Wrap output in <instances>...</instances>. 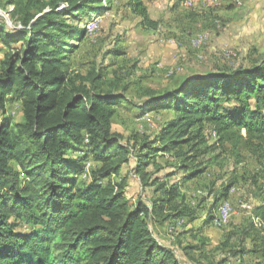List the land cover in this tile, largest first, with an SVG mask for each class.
Here are the masks:
<instances>
[{
	"label": "trees",
	"instance_id": "16d2710c",
	"mask_svg": "<svg viewBox=\"0 0 264 264\" xmlns=\"http://www.w3.org/2000/svg\"><path fill=\"white\" fill-rule=\"evenodd\" d=\"M99 1L7 0L19 25L8 27L0 17V264H181L150 223L191 219L194 212L179 184L168 185L147 170L158 168L154 156L170 154L174 167L191 179L205 171L203 157L230 144L253 154L264 171L263 58L249 68L179 79L168 90H140L143 99L133 106L141 114L169 108L172 115L134 156V172L157 196L148 205L130 206L126 179L113 178L133 150L112 129L116 105L127 99L115 85L103 87L101 70H72L67 57L74 45L65 38L85 29L62 18L98 11ZM144 1L124 3L142 24L156 27ZM12 100L21 109L18 121L7 111ZM208 132L215 135L212 143ZM87 160L88 179L79 181L75 175ZM228 189L210 204V219ZM18 221L32 231L17 232ZM239 235L238 250L230 247V234L223 241L227 252H249L256 258L252 264H264V201L253 207ZM188 248L185 255L193 260Z\"/></svg>",
	"mask_w": 264,
	"mask_h": 264
},
{
	"label": "rangeland",
	"instance_id": "374dc122",
	"mask_svg": "<svg viewBox=\"0 0 264 264\" xmlns=\"http://www.w3.org/2000/svg\"><path fill=\"white\" fill-rule=\"evenodd\" d=\"M183 1L145 0L151 19L157 21L156 27L142 24L125 0H101L94 4L102 8L98 11H81L80 18L61 17L85 29L81 36L65 38L74 45L67 47L71 69L82 73L101 70L103 87L110 89L115 85L116 93L127 99L116 105L112 129L133 150L129 161L113 178L126 179L125 193L131 207L138 201L148 205L149 199L157 196L153 186L144 187L134 172V156L140 143L146 137L152 139L163 121L172 115L169 108L141 114L133 106L143 99L140 90H168L180 83L179 79L249 68L264 58V0H195L197 5L187 6ZM6 2L0 0V17L8 27H16L19 20L12 11L14 6ZM4 51L0 43V57ZM7 111L14 120H20L22 113L17 101H9ZM207 134L209 142H214V133L212 138ZM153 159L158 168L150 165L147 170L168 185L179 184L185 202L194 212L191 219L176 217L164 225L151 222L158 241L170 247L181 264H218L222 259V264H252L254 255H232L222 243L230 234V247L238 250L241 227L252 217L253 207L264 201V171L253 154L245 148L233 150L226 144L203 157L205 171L191 179H186L187 172L174 167L175 158L170 154ZM90 164V160L82 164V171L75 175L79 181L88 179ZM227 185V197L219 200L210 219V204ZM223 202L229 203L230 209L216 220ZM254 222L259 227V221ZM14 229L21 233L32 231L19 221ZM195 245L202 248H193ZM244 245L247 250L251 248L249 238ZM187 246L193 260L185 255L183 247Z\"/></svg>",
	"mask_w": 264,
	"mask_h": 264
},
{
	"label": "bare ground",
	"instance_id": "6f19581e",
	"mask_svg": "<svg viewBox=\"0 0 264 264\" xmlns=\"http://www.w3.org/2000/svg\"><path fill=\"white\" fill-rule=\"evenodd\" d=\"M205 35V34H204ZM229 203L227 202H223V204H221V207L218 210V215L216 216V220L220 219V216L224 215V212H226L227 210H229ZM217 212V211H216ZM217 214V213H216ZM214 219V218H213ZM220 225V224H219Z\"/></svg>",
	"mask_w": 264,
	"mask_h": 264
},
{
	"label": "built area",
	"instance_id": "2783aa9c",
	"mask_svg": "<svg viewBox=\"0 0 264 264\" xmlns=\"http://www.w3.org/2000/svg\"><path fill=\"white\" fill-rule=\"evenodd\" d=\"M209 1H217V0H209ZM185 3V5H197V2L195 0H184L183 1ZM229 210H227L226 212H224V216L228 213Z\"/></svg>",
	"mask_w": 264,
	"mask_h": 264
},
{
	"label": "crops",
	"instance_id": "0c3cea01",
	"mask_svg": "<svg viewBox=\"0 0 264 264\" xmlns=\"http://www.w3.org/2000/svg\"><path fill=\"white\" fill-rule=\"evenodd\" d=\"M144 2H145V1H144ZM1 57H2V56H1ZM1 57H0V58H1Z\"/></svg>",
	"mask_w": 264,
	"mask_h": 264
}]
</instances>
